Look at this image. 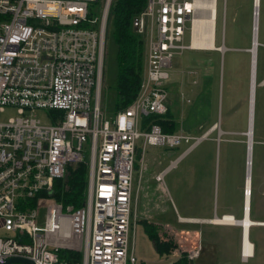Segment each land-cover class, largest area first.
Wrapping results in <instances>:
<instances>
[{
    "label": "built area",
    "instance_id": "built-area-1",
    "mask_svg": "<svg viewBox=\"0 0 264 264\" xmlns=\"http://www.w3.org/2000/svg\"><path fill=\"white\" fill-rule=\"evenodd\" d=\"M195 1L146 0L133 16L145 44L139 89L128 107L106 117L101 87L113 0H0V112H17L0 120V264L13 257L34 264L137 263L131 233L139 141L145 150L191 139L144 119L168 112L173 57L191 48L194 20L209 15ZM96 2L103 3L99 15ZM37 109L48 113L47 122L35 116ZM202 138L193 137L157 181ZM81 162L88 165L84 201L65 206L54 184ZM179 246L189 261L198 257V241ZM64 251L79 258L61 259Z\"/></svg>",
    "mask_w": 264,
    "mask_h": 264
},
{
    "label": "rangeland",
    "instance_id": "rangeland-1",
    "mask_svg": "<svg viewBox=\"0 0 264 264\" xmlns=\"http://www.w3.org/2000/svg\"><path fill=\"white\" fill-rule=\"evenodd\" d=\"M231 1L232 0H227V12L225 11L224 15V0L216 1L218 17L216 21L215 42L216 45L219 44L218 46H223L220 44L223 43L222 26H225V22L226 27H224V36L227 40V44H233L230 42V35L235 37L236 34L239 33L242 36L240 38L241 41H238L239 43L236 44L240 45L243 42L242 34L246 32L247 36L251 38V34L253 33V0H251V6L250 0H247L249 14L245 18L239 19L241 25L239 23H233L232 21L230 12ZM236 2L246 4L245 0H236ZM237 3H235V5ZM94 7L97 14H101L103 3L96 2ZM259 12L257 31L259 39L264 41V0L261 1V7L259 5ZM188 40L189 36L186 35V42H188ZM215 53H217V51L184 50L176 53L172 60L170 78L166 82V84H168V112L165 116L166 123H164L162 127L167 133L180 132L189 136L191 139L188 142L182 141L181 144L175 148L148 146L145 150L140 148L141 142L139 141L136 153L134 180L135 202L132 214L136 223L131 233V244L134 247L137 258L136 264H165L167 262H175L177 259L183 257L179 249L172 254L165 253L164 255H159L155 251L152 241L147 237L145 227L148 223L155 221L160 222L158 223L160 226L167 225L177 230L182 227H190L184 224L179 225L177 213L172 208L170 197L175 200L177 194H184L186 197H194L196 194L201 193L203 187H198L197 179L201 180L203 175L207 176L209 172H211V168L213 174L210 173L212 179V186L210 188L211 195L214 196L212 197L213 206L215 203L221 207L223 204L227 207L234 205V202L240 195H242L244 199L246 193L245 172L248 146L247 136L244 134L247 128L246 107L248 98L246 97H241L239 103L232 105V115L229 117L231 120L224 121L221 126L220 123L217 122L218 126L214 129L216 133L219 131L222 134L221 131L225 129L229 130V132L225 133L226 135H222V138L226 142L222 141L219 142L218 145L216 143L211 145L210 140L201 141L185 159L180 161L176 167L169 170L164 175L161 182L156 179V175L166 168L171 159L176 157L178 153L193 142V137L202 134L204 130L206 131L216 124V122L213 121L215 116L212 114V111L211 116L208 117V112L211 110V101H214V103L216 102L217 113H219L220 104L223 99L224 103H226V91L224 89L222 92V86L220 90L218 85L219 81L217 83V93L214 92V88L213 91H211V86L214 84L212 82V76L209 74L210 64L208 60L214 58L218 74L219 59ZM259 67L260 78V76H264V47L260 48L259 51ZM116 76V48L112 35V27L109 24L100 105L101 113L106 117L114 116L119 110L129 106L123 105L122 102H117L114 89ZM234 87H232V91H234ZM236 89L237 87H235V91ZM262 89V92L260 90L257 92L255 122L257 133L253 138L254 154L252 160L251 212L254 216L252 218L255 220H264V88ZM239 94L241 95V92ZM16 114L17 112L15 109L6 108L0 112V120H7L10 117H14ZM34 114L44 122H47L46 117L48 113L45 110L37 109ZM51 114L58 117L55 112ZM241 118L242 120L240 122ZM226 143L228 145L227 147ZM210 148H212V150H210ZM84 153L88 156V150ZM82 164L86 166L88 175L87 163L81 162V164H74L68 168L64 181H66L69 176H72L76 168L82 167ZM205 195H207V191ZM219 200H221L220 204ZM224 200L225 202L223 203ZM205 204H207V201H205ZM165 209L167 210L163 212V214L161 213V216L156 217L158 215L157 212ZM218 209L220 210L219 207ZM40 212L43 214V210ZM180 214L184 213L181 212ZM196 226L198 227L199 256L194 261H191V264H264V227L254 226L251 228L250 240L255 246L256 255L254 258L247 260L248 258H242L241 252L243 261H240L238 252L235 250L239 246L240 230H231L230 233H226L227 231H224V229L213 225L197 224ZM202 228H204V230L200 231ZM157 230L160 231L161 238L163 237V233L167 234V232L170 231L164 227L157 228ZM180 231L184 233L178 232V236H174L177 241H179L178 239L181 236H186L189 231L193 230L180 229ZM191 234L192 232H190L189 235ZM217 236H220V238L217 239ZM227 238L232 239L231 242L226 241ZM189 239L195 240L192 235ZM181 243H183L185 248L192 247L189 241Z\"/></svg>",
    "mask_w": 264,
    "mask_h": 264
},
{
    "label": "crops",
    "instance_id": "crops-1",
    "mask_svg": "<svg viewBox=\"0 0 264 264\" xmlns=\"http://www.w3.org/2000/svg\"><path fill=\"white\" fill-rule=\"evenodd\" d=\"M245 1H246V4L245 3L241 4L240 2L237 3L236 0L231 1L230 12L232 15L233 23H239L240 24L239 19L240 18L243 19V18L247 17V15L249 14L248 2H247V0H245ZM261 1L262 0H260V2H259L260 7H261ZM249 2H250V6H251V0ZM252 2H253L252 7L254 9L255 0H253ZM235 3H237V4L235 5ZM212 7L213 8H212V12L210 14V18L211 17L213 18V15H215V13H216L215 1L212 2ZM225 11L227 12V0H224L223 15H224ZM259 15H260V12H259V7H258L257 17H259ZM217 17H218V14H217ZM226 18H227V14H226ZM216 21H217V19H216ZM222 23H223V21H222ZM224 24H225V26L224 25L222 26L223 43L220 44L223 46H219L220 50L218 48H216V50H210V51H217V53H215V55L218 56V59H219V62H218L219 73L218 74H217V65H215L214 58H210L208 60V62L210 64L209 74L212 76V82L214 84L213 86H211V88H212L211 91H213V88H214V92L217 93L218 85H219L220 90H221V86H222V92L224 89L226 91V99L227 100H226V103H224V99L222 100V103L220 104V108H219V113H217L216 102L214 103V101H211V105H210L211 110H209V112H208V117L211 116V111H212V114L215 116V118H213V121L216 122V124H214V125L212 124L213 126L210 129H208L206 131L204 130V132L202 134L196 136V137H201L202 135H204L201 140H199L197 143H195V145L192 147L191 150H189L185 155H183V157L179 160V162L182 161L183 159H185L186 156L192 150H194L196 148V146H198V144H200L201 141H203V140H210L211 145L213 143L214 144L216 143L218 145L219 142H222V141L226 142L222 138V135H226L225 133L229 132V130L225 129V130L221 131L219 129L222 132V134H221L219 131H218V133H216V131L214 129L217 128V126H218L217 122H219L220 126H221L224 121H228L229 119L231 120V118H229V117L232 115V105L235 103H239L241 101L240 100L241 97L248 98L247 107H246L247 128H246V132H244V134L247 136V132L250 128L253 83H254V87L256 84L254 110H253V115H254V127L252 130L253 131V138L255 137V134L257 133L256 124H255V122H256L257 92H258V90H260L262 92L263 91L262 88H264V76H260V78H259V68H260L259 67V51H260V48L264 47V41H261L259 39L258 31H257V35H256V37H257V54L254 57V53H253L254 34L253 33L251 34V38L249 36H247L246 32H245V34H242L243 35V42L240 45H237L236 43H239L238 41H241L240 38L242 36L239 33H237L235 37L230 35V39H231L230 42L233 44H227L226 43L227 40L225 39V36H224V27H226V22ZM253 24H254V20H253ZM257 29H258V27H257ZM212 34H213V36L215 34L214 39H216V22H215V31L212 32ZM251 42H252V44H251ZM192 43H193V39H192ZM215 45H216V42H215ZM217 45H219V44H217ZM217 45H216V47H218ZM250 46H251V48H250ZM192 48H193V46H192ZM192 48H190L188 50H196V49H192ZM222 49H225V50L221 51ZM253 61L256 62L255 63V66H256L255 72L253 69V67H254ZM253 74H254V78H253ZM218 81H219V83H218ZM217 83H218V85H217ZM166 85H168V84H166ZM234 86L237 87L236 91H235ZM232 87H234V91H232ZM240 92H241V95L239 94ZM249 93H250V95H249ZM196 94H197V90H196ZM249 98H250V101H249ZM187 101L190 102L189 100H187ZM167 102H168V100H167ZM248 117H249V120H248ZM241 120H242V118L240 119V122H241ZM248 121H249V123H248ZM249 138H250V136H249ZM227 146L228 145L226 143V147ZM185 149L182 150L180 153H178L177 156L180 155L181 153H183L185 151ZM210 150H212V148H210ZM176 157H174V158H176ZM173 159H171V160H173ZM178 163H177V165H178ZM210 173L213 174L212 168H211V172H209V174L207 176L203 175V177H201V180L197 179L198 180V187L199 186L203 187L201 190L202 191L201 193L196 194V196H194V197H192V196L186 197L184 194H177L176 195L177 198L175 200H173V198L170 197V201H172V204H171L172 208L177 213V220H178L179 225L184 224L186 226H190V227H185V228L182 227V228H178V229L179 230L180 229H189V230H193V231H198L197 230L198 227L196 226L197 224L198 225L199 224H203V225L206 224V225H213V226L220 227L221 229H224V231H227L226 233H228V232L230 233L231 230H240L239 246L235 250H237V252H238L240 261H243L241 258V252H243V238L245 240L246 232H245V229L242 227V225H240V224H237V225L215 224L212 222L214 220H217L220 218H225L226 216H233L239 222H244L247 217L250 220H252L256 223H260V224L264 223V220H255L252 218L254 216L251 212V200H250L249 212L247 213V203H246L247 197L245 198V195H244V199H243L242 195H240V197L238 196V198L234 202V205H231L229 207H227L225 204H223L221 207V206H218V204H216V203L213 206L212 197H214V196L211 195V188L210 187L212 186V184H211L212 179H211ZM205 178H207V179H205ZM245 181H246V178H245ZM206 187H209V188H206ZM251 187H252V179H251ZM246 188H248V187L246 186ZM206 191H207V195H205ZM166 193H167V191H166ZM205 201H207V204H205ZM220 202H221V200H219V204H220ZM224 202H225V200L223 201V203ZM218 207L220 208V210L218 209ZM166 210L167 209L157 212L158 215L156 217L161 216L163 214V212H165ZM181 212L184 214H180ZM179 218H189L190 221H193V222L184 223V222H181L179 220ZM155 223H160V222L155 221ZM252 227H254V226H252ZM261 227H264V226H261ZM251 228L249 230V240L251 239V236H250ZM203 230H204V228H202L200 231H203ZM241 233H242V240H241ZM219 238H220V236H217V239H219ZM231 240L232 239L227 238L226 241L231 242ZM250 242L253 244V242L251 240H250ZM253 246H254V244H253ZM255 255H256V251H255V246H254V252L250 257H248L247 260L254 258Z\"/></svg>",
    "mask_w": 264,
    "mask_h": 264
},
{
    "label": "trees",
    "instance_id": "trees-1",
    "mask_svg": "<svg viewBox=\"0 0 264 264\" xmlns=\"http://www.w3.org/2000/svg\"><path fill=\"white\" fill-rule=\"evenodd\" d=\"M145 4L146 0H113L109 10L108 25L110 24L112 27L117 63V76L114 89L117 102H122L125 106L130 105L136 97L143 72L144 41L134 31L131 22L133 16L140 12ZM166 115L167 113L162 116L150 115L144 119V123L149 121L158 122L157 124L165 132L162 125L166 123ZM83 165L78 168L79 170L76 168V171L66 181L60 179L54 184V196L65 206L71 204L74 208H78L84 201L87 170L86 166ZM162 227L170 230V233H163V237L161 238V233L157 228ZM175 230L173 227L167 225L160 226V224L155 222L148 223L145 227V233L152 241L154 249L159 255H164L165 253L172 254L178 249L181 250V247L178 245L181 242L189 241L192 247L197 244V231H189L186 236H181L178 239L179 241H177L174 237L178 236ZM190 232H192L191 235L195 238L194 241L189 239L191 236L189 235ZM181 253V256H183L181 259L165 264H191V261L184 257L185 253L182 250ZM60 256L61 259L65 258L69 260L70 263L79 258L78 253L69 251L62 252Z\"/></svg>",
    "mask_w": 264,
    "mask_h": 264
},
{
    "label": "bare ground",
    "instance_id": "bare-ground-1",
    "mask_svg": "<svg viewBox=\"0 0 264 264\" xmlns=\"http://www.w3.org/2000/svg\"><path fill=\"white\" fill-rule=\"evenodd\" d=\"M216 1V0H210V1H203V2H199V1H195L196 6L201 9V11L203 12H207L209 11V15L208 16H200L197 17L192 25V32H191V37H190V44H191V48L193 46L192 49H196V50H216V48H218L220 50L219 47H216L215 45V39L214 36L212 34V32L215 31V20L216 18L211 17L210 18V14L212 12V2ZM259 2L260 0H255V17H254V24H253V34H254V47H253V53H254V57L257 54V27H258V17H257V12H258V7H259ZM215 7H216V3H215ZM216 12H217V7H216ZM208 18V19H207ZM203 19V20H202ZM194 34V35H193ZM192 39H193V43H192ZM224 48V47H223ZM225 49H222L221 51H224ZM253 56V55H252ZM255 59V58H254ZM253 59V60H254ZM254 62V72L256 70V66H255V61ZM253 78H254V74H253ZM256 87V84H255ZM254 87V83H253V88H252V102H251V119H250V128H249V132H248V142H247V155H246V162L248 163L247 166V170H248V175H249V179L246 180V186L248 188H246V193H245V198L247 197V213L249 212V207H250V200H251V179H252V165H253V154H254V139H253V127H254V115H253V110H254V100H255V92H256V88ZM250 136V138H249ZM250 147V148H249ZM246 170V171H247ZM250 192V193H249ZM195 222V221H194ZM212 223L215 224H230V225H237L240 224L242 225V227L245 229V240L243 238V254L245 257H250L253 252H254V246L253 244L250 242L249 240V230L252 226H264V223H256L252 220H250L248 217L246 218V220L244 222H239L237 221L233 216H226L225 218H220L217 220H214ZM246 259V258H245Z\"/></svg>",
    "mask_w": 264,
    "mask_h": 264
},
{
    "label": "water",
    "instance_id": "water-1",
    "mask_svg": "<svg viewBox=\"0 0 264 264\" xmlns=\"http://www.w3.org/2000/svg\"><path fill=\"white\" fill-rule=\"evenodd\" d=\"M255 9V6H254ZM249 132V130H248ZM248 132H247V142H248ZM248 147V146H247ZM246 165L248 166V163L246 162ZM247 166H246V170H247ZM246 176V180L249 179V175H248V170L245 172ZM10 263H26V264H34L32 261L28 260V259H24V258H17V257H13L8 259L5 264H10Z\"/></svg>",
    "mask_w": 264,
    "mask_h": 264
}]
</instances>
